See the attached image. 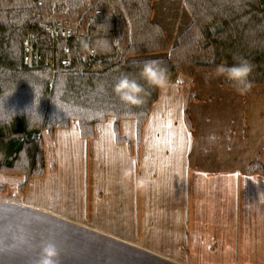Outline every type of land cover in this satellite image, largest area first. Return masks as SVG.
Masks as SVG:
<instances>
[{"label":"crops","instance_id":"1","mask_svg":"<svg viewBox=\"0 0 264 264\" xmlns=\"http://www.w3.org/2000/svg\"><path fill=\"white\" fill-rule=\"evenodd\" d=\"M185 2L151 4L170 48ZM40 141L41 178L0 172V264L48 244L59 264H264V175L247 172L264 167L263 85L178 73L140 129L108 117L85 140L72 121Z\"/></svg>","mask_w":264,"mask_h":264},{"label":"trees","instance_id":"2","mask_svg":"<svg viewBox=\"0 0 264 264\" xmlns=\"http://www.w3.org/2000/svg\"><path fill=\"white\" fill-rule=\"evenodd\" d=\"M153 1L0 0V172L41 178L40 132L70 121L85 140L108 117L134 120L140 129L160 88L140 77L146 62L163 67L168 83L178 73H211L244 58L253 68L243 92L264 86V0H186L191 24L173 48L151 20ZM50 17L73 33L51 38L42 25ZM142 56L153 57L132 59ZM124 74L142 86L140 104L114 93ZM247 172L264 175V167L252 163Z\"/></svg>","mask_w":264,"mask_h":264},{"label":"clouds","instance_id":"3","mask_svg":"<svg viewBox=\"0 0 264 264\" xmlns=\"http://www.w3.org/2000/svg\"><path fill=\"white\" fill-rule=\"evenodd\" d=\"M252 64L244 58H239L238 61L232 65H218L215 73L217 76H223L241 91L249 88L251 82L248 77L252 72ZM139 75L148 84L163 88L167 82L166 70L160 67L155 62H146L139 70ZM113 91L119 98L131 105L141 103L140 94L143 91L142 86L135 78H129L124 74L115 80L112 85ZM143 183V181H140ZM58 253L55 245L48 244L41 249L39 258L35 264H59L57 259Z\"/></svg>","mask_w":264,"mask_h":264},{"label":"rangeland","instance_id":"4","mask_svg":"<svg viewBox=\"0 0 264 264\" xmlns=\"http://www.w3.org/2000/svg\"><path fill=\"white\" fill-rule=\"evenodd\" d=\"M98 13H96V15H97ZM55 18L54 17H50V18H47V19H45L44 21H43V26H44V28L46 29V30H49L50 31V34L52 33V32H54V34L56 33V32H58V33H60V32H64L65 33V35H64V37H69V35H71L73 32H72V25H70V24H60L59 26L58 25H55ZM54 23V24H53ZM45 26H50L51 28H48V27H45ZM53 28V29H52ZM57 28V29H56ZM52 36H55V35H52ZM60 37H62V36H60ZM52 38V37H51ZM57 38V37H56ZM150 57H153V56H149V57H145V56H142V57H135V58H132V59H137V60H139V59H143V58H150ZM155 57H159V55H155ZM27 62L28 63H30V59H29V56H28V58H27ZM214 72V71H213ZM195 73H197V72H195ZM212 73V72H211ZM194 74V73H193ZM193 74H191V75H193ZM210 74V73H209ZM191 75H188V76H191ZM222 77V79H223V81H224V83H225V80H224V77L223 76H221ZM226 84V83H225ZM227 85V84H226ZM228 87H230V88H232V89H234L233 87H231V86H229V85H227ZM70 122H72V121H70ZM75 122V121H74ZM253 163H257V164H259L257 161H255V162H253Z\"/></svg>","mask_w":264,"mask_h":264},{"label":"built area","instance_id":"5","mask_svg":"<svg viewBox=\"0 0 264 264\" xmlns=\"http://www.w3.org/2000/svg\"><path fill=\"white\" fill-rule=\"evenodd\" d=\"M52 35H55V36H52ZM64 35H65L64 32H60V33L56 32L55 34L54 32L51 33V37L53 38L60 37V36L64 37Z\"/></svg>","mask_w":264,"mask_h":264}]
</instances>
